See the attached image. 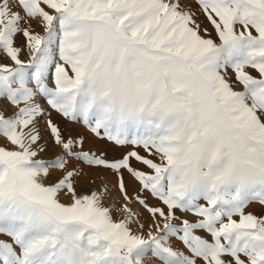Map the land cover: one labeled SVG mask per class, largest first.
Instances as JSON below:
<instances>
[{"label": "snow or ice", "instance_id": "6c2138e0", "mask_svg": "<svg viewBox=\"0 0 264 264\" xmlns=\"http://www.w3.org/2000/svg\"><path fill=\"white\" fill-rule=\"evenodd\" d=\"M0 264H264V0H0Z\"/></svg>", "mask_w": 264, "mask_h": 264}, {"label": "rangeland", "instance_id": "374dc122", "mask_svg": "<svg viewBox=\"0 0 264 264\" xmlns=\"http://www.w3.org/2000/svg\"><path fill=\"white\" fill-rule=\"evenodd\" d=\"M53 118L55 119H60L58 117V115L56 113H52ZM44 120L41 119L40 124L43 125ZM69 128L71 129V131L73 133H82V134H86L85 129L80 125V124H71L69 125ZM88 147H102V148H106L109 151L110 155H116L119 156L121 153L125 152L128 150V147L130 146H125V147H120V146H115V145H111V144H105V143H101V142H89ZM58 151V149H57ZM53 154V152L50 150L47 155L51 156ZM95 175L98 176L97 179V184L100 183L101 179H103L105 176L107 177V179L111 182H114V177H112L110 174L108 173H103V172H99V173H94ZM113 195H115V192L113 193ZM250 211H254L259 213L261 211V209L258 206H253L249 209Z\"/></svg>", "mask_w": 264, "mask_h": 264}]
</instances>
